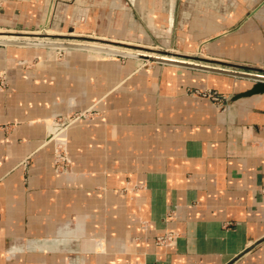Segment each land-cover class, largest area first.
I'll list each match as a JSON object with an SVG mask.
<instances>
[{
    "label": "crops",
    "instance_id": "0c3cea01",
    "mask_svg": "<svg viewBox=\"0 0 264 264\" xmlns=\"http://www.w3.org/2000/svg\"><path fill=\"white\" fill-rule=\"evenodd\" d=\"M0 28L264 64V0H0ZM59 48L0 45V264H264L254 81Z\"/></svg>",
    "mask_w": 264,
    "mask_h": 264
},
{
    "label": "water",
    "instance_id": "95a60500",
    "mask_svg": "<svg viewBox=\"0 0 264 264\" xmlns=\"http://www.w3.org/2000/svg\"><path fill=\"white\" fill-rule=\"evenodd\" d=\"M40 35L46 36V37L51 38V39H60V40L71 37V35H64V34L42 33ZM87 40H94V41H99L102 43H112L113 45H116V46H121V47H126V48L129 47V48H133L135 50L140 49V50L147 51V52H156V53L161 54V55H167V56L174 55L177 59L176 60L163 59V58H159V57L146 56V55L130 53V52H123V51L110 52V50H105V49L102 50L105 52L107 51L109 53H114L116 55L129 56V57H139L142 59H148V60H153V61L176 63V64L189 65V66L200 67V68H205V69H212L214 71H219L222 73H228V74L237 75L240 77L249 78V79L254 81V83L251 87L233 95L231 97V101H235L241 97H246V96H251L254 94L264 93V68H259V67H255L252 65H244V64L230 63V62L226 63V62H222V61L206 59V58L201 57L200 55H186V54H182V53H172V52H169L166 50H159V49H156L154 47L132 45V44L123 43L120 41H112V40L98 39V38L87 39ZM8 44L37 45V46H50L51 45V43H39V42H31V41H4V40H0V45H8ZM70 47H83V46L72 45ZM183 58L184 59H195L197 61L201 60V61H206L209 63H216L220 66L219 67H211V66H207V65H198V64H194V63H189L187 61H181V60H183Z\"/></svg>",
    "mask_w": 264,
    "mask_h": 264
},
{
    "label": "bare ground",
    "instance_id": "6f19581e",
    "mask_svg": "<svg viewBox=\"0 0 264 264\" xmlns=\"http://www.w3.org/2000/svg\"><path fill=\"white\" fill-rule=\"evenodd\" d=\"M48 29V28H47ZM46 29V30H47ZM45 33V32H40V31H16V30H0V40H4V41H31V42H39V43H51V46H56V47H70L72 45H81L83 46L82 48H87V49H91L94 51H101L107 54H114V53H109V52H105L102 51L103 49L105 50H110V52L113 51H123V52H130V53H136V54H141V55H146V56H153V57H159V58H163V59H172V60H176V57H172V56H165V55H157L156 52H150L149 54H147L146 52H140V51H136L133 48L130 50V48H126V47H121V46H116L113 45L112 43H102L99 41H90V42H83L80 40H75V41H65V40H60V39H51L48 38L46 36H42L40 34ZM46 34H54L51 32H46ZM98 39H102V38H98ZM108 40V39H107ZM114 41V40H112ZM124 43V42H123ZM68 44V45H67ZM20 45V44H18ZM135 45V44H132ZM26 46H32V45H26ZM116 55V54H115ZM181 61H187L189 63H192V60H181ZM207 65V64H206Z\"/></svg>",
    "mask_w": 264,
    "mask_h": 264
},
{
    "label": "built area",
    "instance_id": "2783aa9c",
    "mask_svg": "<svg viewBox=\"0 0 264 264\" xmlns=\"http://www.w3.org/2000/svg\"><path fill=\"white\" fill-rule=\"evenodd\" d=\"M189 91L191 92V94L195 96L208 98L217 103L223 100V96L218 91L210 89V88H206V89L196 88V89H190ZM81 115H84V113L75 114L73 117H71V119L68 120V122L74 121ZM59 159L66 160V158L62 156L61 154L59 155ZM175 237H176L175 233L168 232V233L159 235L157 237V242L162 245H170L174 242Z\"/></svg>",
    "mask_w": 264,
    "mask_h": 264
},
{
    "label": "rangeland",
    "instance_id": "374dc122",
    "mask_svg": "<svg viewBox=\"0 0 264 264\" xmlns=\"http://www.w3.org/2000/svg\"><path fill=\"white\" fill-rule=\"evenodd\" d=\"M47 29V28H46ZM44 30V31H41V30H37V31H40V32H50L49 31V29H47V30ZM0 30H2V28H0ZM3 30H5V29H3ZM64 35H67V34H64ZM94 37H77V36H72L71 35V37L70 38H66V39H61V40H65V41H75V40H80V41H83V42H90V41H94V40H87V39H93ZM105 44V43H104ZM20 46H25V45H20ZM32 46H37V45H32ZM39 47V46H38ZM44 47H50V46H44ZM67 48H71V47H63V48H59V49H62V50H64V49H67ZM78 48H82V47H78ZM132 48H130V50H131ZM156 49H159V50H164V49H160V48H156ZM135 50V49H134ZM136 51H140V52H146L147 54H149L150 52H147V51H143V50H140V49H137ZM170 52V51H169ZM62 53H64V52H62ZM99 53H102V52H99ZM104 53V52H103ZM107 54V53H106ZM151 54V53H150ZM157 54V53H156ZM111 55H115V54H111ZM158 55H161V54H157V55H155V56H158ZM166 56V55H165ZM170 56H172V57H175L174 55H170ZM23 63V62H22ZM21 63V64H22ZM259 66H261V68H264V64H262V65H259ZM0 80H1V85L2 86H4V87H6V85H7V83H6V79H5V76H4V72L3 71H1L0 72ZM191 93V92H190ZM222 95V94H221ZM223 96V99L225 98L224 97V95H222ZM75 114H77V112L76 113H73L72 115H71V117H73ZM62 156H64V155H62ZM64 161V160H63Z\"/></svg>",
    "mask_w": 264,
    "mask_h": 264
}]
</instances>
